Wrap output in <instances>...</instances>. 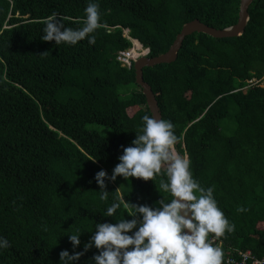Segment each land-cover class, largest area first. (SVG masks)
<instances>
[{
	"label": "trees",
	"instance_id": "16d2710c",
	"mask_svg": "<svg viewBox=\"0 0 264 264\" xmlns=\"http://www.w3.org/2000/svg\"><path fill=\"white\" fill-rule=\"evenodd\" d=\"M88 2L0 0V236L10 242L0 264H59L61 251L73 253L69 234L82 233L75 251H83L96 223L139 221L123 207L105 216L116 196L149 207L172 199L159 187L167 181L166 167L154 180L106 179L109 199H100L96 173L111 176L121 146H132L142 117L152 116L135 67L117 59L134 45L125 31L155 57L194 19L219 29L236 24L241 5L98 0L103 26L92 34L94 45L87 39L74 46L42 40L53 12L69 18L66 27L82 28ZM249 13L243 35L193 33L176 61L145 67L144 78L163 119L174 125L176 150L190 157L202 187H214L219 208L235 225L220 237L224 256L239 249L264 258V0H255ZM129 85L139 89L122 96L120 88ZM227 122L234 123L231 132L225 131ZM94 123L112 134L90 129ZM95 254L93 247L79 264Z\"/></svg>",
	"mask_w": 264,
	"mask_h": 264
},
{
	"label": "clouds",
	"instance_id": "9594fccd",
	"mask_svg": "<svg viewBox=\"0 0 264 264\" xmlns=\"http://www.w3.org/2000/svg\"><path fill=\"white\" fill-rule=\"evenodd\" d=\"M85 13L84 26L74 29L66 27L64 21L68 17L53 12L44 21L42 40L74 46L87 39L89 45H94L96 37L92 34L103 26L98 0H89ZM142 120L141 133L132 141V146H121L123 154L118 157L119 163L111 176L105 170L96 173L100 199H109L106 179L113 182L117 177L154 180L162 167H166L167 181L161 180L159 187L171 193L172 199H163L158 206L149 207L131 206L122 196L114 197L106 209V217H113L123 207L132 209L129 215H139L140 220L124 218L116 223H96L83 251H75L81 244L82 233L77 230L69 234L73 253L61 251L59 264H79L81 257L93 247L98 254L88 264H222L223 250L214 246L209 236L231 233L235 225L219 208L214 187L205 189L194 179L190 157L181 155L175 148L178 137L171 121L149 115H144ZM237 210L246 211L243 207ZM9 247L8 239L0 236V254Z\"/></svg>",
	"mask_w": 264,
	"mask_h": 264
},
{
	"label": "water",
	"instance_id": "95a60500",
	"mask_svg": "<svg viewBox=\"0 0 264 264\" xmlns=\"http://www.w3.org/2000/svg\"><path fill=\"white\" fill-rule=\"evenodd\" d=\"M254 1L255 0H241L239 19L236 24L219 29L202 22L200 19H194L184 24L182 30L167 52L155 57H141L135 62L136 83L142 88L147 98V104L152 116L157 119H163L157 96L152 86L144 78V68L176 61L186 37L193 33H206L215 38H229L243 35L250 20L249 8Z\"/></svg>",
	"mask_w": 264,
	"mask_h": 264
},
{
	"label": "built area",
	"instance_id": "2783aa9c",
	"mask_svg": "<svg viewBox=\"0 0 264 264\" xmlns=\"http://www.w3.org/2000/svg\"><path fill=\"white\" fill-rule=\"evenodd\" d=\"M129 33L130 30H126L125 36L128 37L134 45L129 49L119 51L117 59L122 66L131 69L138 59L148 56L150 50L144 47L139 41L132 39ZM251 82L256 83L258 81L254 79ZM209 239L213 242L214 246L222 248L220 237L211 236ZM233 252L232 255L223 256L222 264H264V258L255 257L251 250L244 251L234 249Z\"/></svg>",
	"mask_w": 264,
	"mask_h": 264
},
{
	"label": "rangeland",
	"instance_id": "374dc122",
	"mask_svg": "<svg viewBox=\"0 0 264 264\" xmlns=\"http://www.w3.org/2000/svg\"><path fill=\"white\" fill-rule=\"evenodd\" d=\"M262 84L264 85V81H263ZM137 89H139V87L137 85H129V86L121 87L120 88V92H121L122 96L129 97L130 94L134 90H137ZM88 127L90 129L97 130V131L101 132L105 136H108V135L112 134V130L109 127H106V126H103V125H100V124H96V123L89 124ZM233 127H234V123L233 122L225 123V129H226L225 131L231 132Z\"/></svg>",
	"mask_w": 264,
	"mask_h": 264
}]
</instances>
